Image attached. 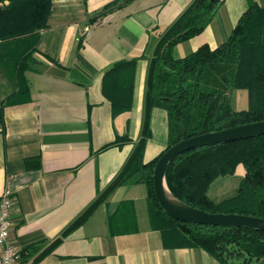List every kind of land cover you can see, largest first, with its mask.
Masks as SVG:
<instances>
[{"label": "crops", "instance_id": "obj_1", "mask_svg": "<svg viewBox=\"0 0 264 264\" xmlns=\"http://www.w3.org/2000/svg\"><path fill=\"white\" fill-rule=\"evenodd\" d=\"M113 1L51 0L47 27L38 32L32 56L37 64L23 74L25 101L4 109L0 198L9 192L12 200L10 241L21 251V264H220L200 248L170 243L152 220L141 183L114 189L85 223L63 236L108 188L141 138L155 47L193 0H133L97 17ZM245 8V0H224L202 33L174 47L173 57L203 45L217 48ZM15 61L0 74V104L17 91ZM131 61L106 80L120 91L132 88L130 110L113 118L103 76L115 64ZM150 131L143 163L167 148L165 110L152 109ZM124 135L129 141L102 150ZM238 171L242 176L241 166Z\"/></svg>", "mask_w": 264, "mask_h": 264}, {"label": "trees", "instance_id": "obj_2", "mask_svg": "<svg viewBox=\"0 0 264 264\" xmlns=\"http://www.w3.org/2000/svg\"><path fill=\"white\" fill-rule=\"evenodd\" d=\"M4 0H0L3 2ZM0 6V74L15 61L17 91L0 104V127L4 109L24 103L28 87L24 72L37 64L33 53L38 32L47 27L51 0H7ZM84 2L86 0H83ZM133 0H114L97 15L102 17ZM224 0H193L158 41L148 67L141 138L108 188L64 232L81 226L112 191L120 186L144 184L153 222L173 246L204 250L220 264H251L264 259V232L242 227H214L177 221L158 204L153 191V168L161 154L176 143L206 133L264 120V5L249 0L228 38L217 48L203 45L176 59L174 47L204 31ZM133 64L120 62L103 76V92L111 104L112 117L131 107L132 88L122 91L108 81ZM115 78V77H114ZM117 81V80H116ZM111 87V88H110ZM232 90L247 92L248 107L235 111ZM161 108L168 118V145L155 159L142 162L146 141L151 136L150 114ZM129 141L117 136L113 144ZM243 168L236 193L220 201L209 196L220 177ZM165 183L184 204L207 213L253 216L264 219V135L185 152L168 165ZM55 240L39 256L56 247Z\"/></svg>", "mask_w": 264, "mask_h": 264}, {"label": "water", "instance_id": "obj_3", "mask_svg": "<svg viewBox=\"0 0 264 264\" xmlns=\"http://www.w3.org/2000/svg\"><path fill=\"white\" fill-rule=\"evenodd\" d=\"M264 135V120L243 124L182 140L166 149L153 168V191L163 211L171 218L190 224L214 227L252 228L264 232V219L239 214L207 213L188 206L174 197L165 183V172L177 156L197 148L247 140Z\"/></svg>", "mask_w": 264, "mask_h": 264}, {"label": "built area", "instance_id": "obj_4", "mask_svg": "<svg viewBox=\"0 0 264 264\" xmlns=\"http://www.w3.org/2000/svg\"><path fill=\"white\" fill-rule=\"evenodd\" d=\"M89 27L84 28L88 33ZM12 200L9 192H4L0 198V264H21V251L10 241Z\"/></svg>", "mask_w": 264, "mask_h": 264}, {"label": "rangeland", "instance_id": "obj_5", "mask_svg": "<svg viewBox=\"0 0 264 264\" xmlns=\"http://www.w3.org/2000/svg\"><path fill=\"white\" fill-rule=\"evenodd\" d=\"M248 5L249 0H245ZM259 2V3H258ZM258 4L264 5V0H258ZM231 106L234 110L239 111L248 107L247 92L244 90H232L229 94ZM238 171L234 175L220 177L211 185L209 190V196L214 201H220L222 199L233 196L236 193L238 183L240 180V173Z\"/></svg>", "mask_w": 264, "mask_h": 264}]
</instances>
